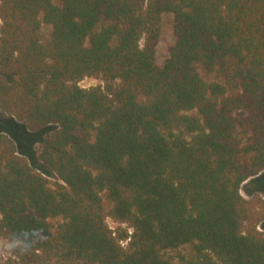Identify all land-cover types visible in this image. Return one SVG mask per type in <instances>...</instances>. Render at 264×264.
<instances>
[{"label": "trees", "instance_id": "trees-1", "mask_svg": "<svg viewBox=\"0 0 264 264\" xmlns=\"http://www.w3.org/2000/svg\"><path fill=\"white\" fill-rule=\"evenodd\" d=\"M0 22V108L56 126L37 167L0 127L20 264H264V0H0Z\"/></svg>", "mask_w": 264, "mask_h": 264}, {"label": "rangeland", "instance_id": "rangeland-1", "mask_svg": "<svg viewBox=\"0 0 264 264\" xmlns=\"http://www.w3.org/2000/svg\"><path fill=\"white\" fill-rule=\"evenodd\" d=\"M49 32H50V26L47 24H42L39 29L40 39L46 40L48 38ZM172 42H173L172 17L168 13V14H164L162 17L160 40L156 47L157 64L161 65L163 63V61L165 60L168 54V47L172 44ZM78 85L83 88H89V87L103 86L104 82L100 78L85 77L78 82ZM8 119L12 120L14 125L13 127H10V130L8 129L9 127L7 128V130L5 129V133H7V135L13 141L17 153L24 155L34 167H37V163H38L37 153L39 150V143L42 141L44 134L50 130L55 129L56 126L50 125L45 127V129L43 130L31 132L29 129L25 127V125L22 122L16 120L13 116L9 115L7 112H5L0 108V127H3V125L7 126ZM11 131L15 134L14 136L13 134L10 133ZM24 138H28L32 143L31 145L30 143H26V148L28 150H26L23 146L25 145ZM48 177L52 178V176H48ZM251 187L252 184H249V181H246L245 183L242 184V186L240 187L241 188L240 192L243 197L249 198L253 194V192L255 193L254 189ZM263 188H264V184H263ZM261 196L264 199V192L261 193ZM106 222L109 228L111 229H114L118 226V224L109 217L106 218ZM259 230H263V229L259 228ZM16 246L17 245L15 243L9 242L6 238H4L0 234V264H20L19 259L14 253ZM165 254L170 257H174L176 255L175 252H166Z\"/></svg>", "mask_w": 264, "mask_h": 264}, {"label": "built area", "instance_id": "built-area-1", "mask_svg": "<svg viewBox=\"0 0 264 264\" xmlns=\"http://www.w3.org/2000/svg\"><path fill=\"white\" fill-rule=\"evenodd\" d=\"M130 231V230H129ZM122 245H124V242H121Z\"/></svg>", "mask_w": 264, "mask_h": 264}]
</instances>
